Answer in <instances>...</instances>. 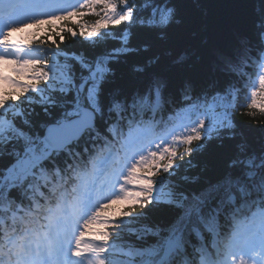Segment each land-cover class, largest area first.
Wrapping results in <instances>:
<instances>
[{"label": "snow or ice", "instance_id": "obj_1", "mask_svg": "<svg viewBox=\"0 0 264 264\" xmlns=\"http://www.w3.org/2000/svg\"><path fill=\"white\" fill-rule=\"evenodd\" d=\"M23 7L27 6L22 0H0V29L23 23L18 20ZM143 7L147 20L141 28L149 40L156 37L151 43L154 55L146 61L137 60L132 70L147 81L146 86L131 91L115 86L110 60L90 69L81 68L77 88L84 86L83 102L73 98L38 134L25 135L20 130L21 147L7 163L0 162V204L17 202L32 189L45 201L49 200L46 192L53 197L46 205H35L37 210L44 208L42 218L46 224L40 225V218L31 213L19 218L24 231L19 236L6 235L7 245H0V264H4L3 255L10 258L9 264H13L12 258L14 264H181L191 257L196 258V264H264V213L251 223L237 222L229 229L221 225L222 219L234 220L250 200L264 199V149L250 159L231 156L215 180L200 182L182 177L196 185L190 189L175 183V166L159 179L151 177L155 192L149 208L163 206L174 215L166 226H142L143 235L137 239L147 237L150 244L133 246L123 236L102 234L110 222L109 210L131 201L135 186L149 179L143 173L149 168L155 171L157 155L177 133L202 124L198 153L214 140H234L237 135V125L228 110L227 89L212 93L210 100L205 96L203 103L177 109L168 116L167 123L153 118L177 88L174 77L179 74L173 68L183 67L185 57L178 56L171 63L164 59L172 54L173 28L180 23L175 0H146ZM128 43L125 33V47L118 50V56L140 51L127 47ZM148 50L145 45L143 51ZM52 83L45 88L52 91ZM177 91L183 100L191 99V88H186L185 82ZM105 111L112 121L107 125V134L91 151L85 148L87 155L81 157L80 152H74L75 147L86 134L95 131ZM15 123L0 114V132ZM257 130L264 133V124ZM61 157H67L64 168L52 167ZM50 171L55 174V182ZM65 173H70L72 179L70 194L62 183ZM124 219L141 223L140 217ZM29 232L31 236L26 234ZM135 232V228H129L130 234ZM89 240L101 243L88 244Z\"/></svg>", "mask_w": 264, "mask_h": 264}, {"label": "trees", "instance_id": "obj_2", "mask_svg": "<svg viewBox=\"0 0 264 264\" xmlns=\"http://www.w3.org/2000/svg\"><path fill=\"white\" fill-rule=\"evenodd\" d=\"M241 5L246 6L248 10L251 9V6L256 9L257 7L262 8L264 7V0H175L176 19L180 23L173 28L172 54L170 56L165 55L164 59L171 63L181 53L189 55L190 58L183 67L173 68V72L179 74L174 77L176 86L184 81L197 84V82H201L200 80L206 81L214 75L216 76L215 81H219L218 83L221 85L223 84L221 82L223 75L218 70L213 69L212 65L214 67L224 64L230 65L234 56L239 51L244 50L247 39H250L247 41L254 42V49L257 47L255 31H248V22L244 15L245 9H242ZM130 6L133 8L131 23L121 22L113 28V33L118 34V36L121 32L128 31L129 43L127 47L140 49L136 54L128 57L121 55L112 61L111 67L115 73V86L125 91H131L137 87L142 88L145 85L146 80L140 79L133 73V64L137 60L146 61L153 57L154 50L151 43L152 40L156 39V37H152L149 40L141 28L145 17L141 15L143 5L140 0H132ZM263 13L264 11H261L258 17L263 16ZM101 14V12L91 14L84 21L94 24ZM165 39H167V35H165ZM57 42L70 62L71 77L75 79L81 73V68L91 66L98 56L109 51L111 47L115 52L118 50L115 49L116 47L123 46L119 37L106 40L98 38L89 41L82 35L72 37L70 34H66L63 41L58 37ZM203 43H207L208 46ZM145 45H148L149 48L147 52L143 51ZM252 45L249 44L250 47ZM161 51L163 52V50ZM216 57L219 58L217 62L215 61ZM194 77L199 80H195ZM176 90L173 88L172 92ZM51 98L53 102L48 107L40 106L41 104L32 98L21 99L18 107L11 103L14 112L17 113L16 118L15 116L11 118V121L16 122V130H23L25 135L40 133L44 124L56 118L62 109L61 97L54 93ZM253 113L243 110L236 115L237 135L234 140H214L202 152L195 151L188 156L181 167L177 169L174 176L175 183L184 189H190L196 185L185 182L182 177L187 176L190 181L199 180L200 182L205 179L215 180L225 170L231 156L248 151L261 153V150L264 149V133L258 131L257 128L264 124V114L252 115ZM20 116L21 118H18ZM241 145L243 146L242 149L239 147ZM17 149H19L18 144L15 142L1 145L0 162L7 163L12 157V151ZM146 209L147 212H145ZM138 213L141 223L135 224L136 232L134 235L128 233L127 236L133 240L134 245L141 247L151 243L147 237L137 239L138 236L143 235V225L166 226L171 222L174 215L170 209L163 206L155 208L146 206L141 208Z\"/></svg>", "mask_w": 264, "mask_h": 264}, {"label": "bare ground", "instance_id": "obj_3", "mask_svg": "<svg viewBox=\"0 0 264 264\" xmlns=\"http://www.w3.org/2000/svg\"><path fill=\"white\" fill-rule=\"evenodd\" d=\"M241 7H242V9H245V12H244V15L246 16V20H247V22H248V31H255V29L258 27V25L260 24V21H259V17H258V15H259V13H260V11L259 10H257L255 7H250L251 9L250 10H248V8H246V6H242L241 5ZM246 10H247V12H246ZM250 11H252V12H250ZM257 15V16H256ZM261 25H263V23L261 24ZM63 27H65V25H62L60 28H63ZM125 33H127L126 31H124V32H121V34L119 35V38L120 39H123V37H124V35H125ZM203 44H205V46H208L207 45V43H203ZM244 44V43H243ZM237 48H239V47H237ZM252 52H250V54H251ZM183 56V53H181L179 56ZM249 56V55H248ZM217 60H218V57H216L215 58V61L217 62ZM191 66V65H190ZM189 66V67H190ZM194 79L195 80H199V79H197V77H194ZM201 82H203L204 81V79H202V80H200ZM206 88H208V87H206ZM175 108V106L174 105H172L170 108H168V107H166V106H164V105H162L161 106V111H163V112H165V113H169L170 112V110H172V109H174Z\"/></svg>", "mask_w": 264, "mask_h": 264}, {"label": "rangeland", "instance_id": "obj_4", "mask_svg": "<svg viewBox=\"0 0 264 264\" xmlns=\"http://www.w3.org/2000/svg\"><path fill=\"white\" fill-rule=\"evenodd\" d=\"M257 10H259L260 12L261 11H264V7H262V8H258L257 7ZM257 16V15H256ZM259 19V18H258ZM84 29V28H83ZM85 30V29H84ZM82 37L84 38H86V39H88L89 37L87 36V34H86V32L84 31V33L82 34ZM246 43V42H245ZM250 45H252V44H250ZM249 45H247V44H245V46H244V50H245V52L246 51H249L250 50V46L248 47ZM250 66V63L249 64H247V67H249ZM7 82L9 81V80H6ZM11 82V81H10Z\"/></svg>", "mask_w": 264, "mask_h": 264}]
</instances>
